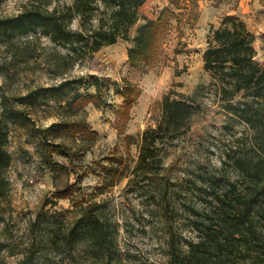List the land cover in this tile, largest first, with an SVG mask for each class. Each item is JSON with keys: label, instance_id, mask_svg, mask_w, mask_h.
Wrapping results in <instances>:
<instances>
[{"label": "rangeland", "instance_id": "rangeland-1", "mask_svg": "<svg viewBox=\"0 0 264 264\" xmlns=\"http://www.w3.org/2000/svg\"><path fill=\"white\" fill-rule=\"evenodd\" d=\"M32 1L40 5L49 1L52 7L73 0H0V17L15 15ZM97 5L94 25L105 11L103 3ZM164 8L168 11L163 13L153 58L132 66L127 49L138 27L147 18L156 19ZM227 14L245 21L255 37V57L264 67V0H146L129 27V40L118 39L81 58L80 48L70 51L40 33L0 43V96L8 132L4 148L10 153L0 200L4 222L16 239L35 242L45 253L52 228L62 222L70 225L82 205L105 200L107 214L118 224L114 256L123 264H167L171 235L179 240L190 234L184 214L186 193L199 183L192 177L218 166L228 139L241 134L245 124L227 122L219 105L206 100L207 107L186 131L158 142V175L136 178L131 185L128 176L138 160L142 132L156 127L160 119L164 95L191 93L210 81L203 51L209 31L219 28ZM71 27H79V17ZM91 76L99 79V89L90 85ZM128 83L135 89L129 108L121 92ZM74 93L87 98L72 104ZM59 120L81 121L90 134L59 135L56 141L66 148L61 154L53 151L56 166H51L39 129ZM160 184L158 193L154 185ZM67 186L72 187L70 194L56 198V191ZM72 251L58 249L50 255L65 258ZM20 256L6 260L15 262Z\"/></svg>", "mask_w": 264, "mask_h": 264}, {"label": "trees", "instance_id": "trees-1", "mask_svg": "<svg viewBox=\"0 0 264 264\" xmlns=\"http://www.w3.org/2000/svg\"><path fill=\"white\" fill-rule=\"evenodd\" d=\"M97 1L105 6L92 23ZM146 0H73L70 3L32 1L15 15L0 17V43L17 35L42 34L70 51L81 49L79 58L118 39L129 40V27L138 19V8ZM164 8L156 18H147L138 27L127 59L132 66L153 58L163 23ZM79 17V27L71 22ZM254 34L239 16L227 14L221 26L211 29L203 51V67L210 81L198 85L191 93L167 92L161 105L156 127L146 128L141 135L138 160L130 170L127 185L136 178L154 174L161 168L158 142L186 131L195 117L207 107V101L219 105L227 122L245 124L241 134L233 135L219 157V165L204 169L192 177L199 182L188 188L185 222L190 234L166 243L167 264H264V67L257 61ZM90 85L100 88L99 79L91 76ZM134 87L125 84L122 94L129 108L134 101ZM174 94V95H173ZM86 95L74 93L72 104L84 101ZM207 100V101H206ZM4 96H0V198L7 180L4 171L10 153L4 148L7 140V117ZM44 141L47 163L55 149L66 148L56 141L64 132H90L78 120L53 121L39 129ZM56 141V142H55ZM67 186L56 191V198L67 197ZM161 192V184L154 185ZM101 191H96L100 193ZM80 202L79 204H81ZM0 200V264H123L113 252L117 248V221L107 214L106 201L96 200L81 206L70 225L62 222L47 235L41 253L35 242L16 239L4 222ZM2 221L4 223H2ZM3 224V225H1ZM73 250L70 257H55L50 251ZM49 250V251H48ZM76 251L83 255L78 256ZM21 255L15 262L6 256ZM6 255V256H5ZM52 256V257H51Z\"/></svg>", "mask_w": 264, "mask_h": 264}]
</instances>
